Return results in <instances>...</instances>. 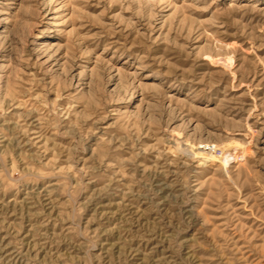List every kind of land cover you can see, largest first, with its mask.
<instances>
[{"label": "rangeland", "instance_id": "1", "mask_svg": "<svg viewBox=\"0 0 264 264\" xmlns=\"http://www.w3.org/2000/svg\"><path fill=\"white\" fill-rule=\"evenodd\" d=\"M0 264H264V0H0Z\"/></svg>", "mask_w": 264, "mask_h": 264}]
</instances>
